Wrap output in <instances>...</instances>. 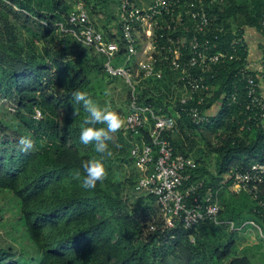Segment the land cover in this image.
<instances>
[{"label": "trees", "instance_id": "1", "mask_svg": "<svg viewBox=\"0 0 264 264\" xmlns=\"http://www.w3.org/2000/svg\"><path fill=\"white\" fill-rule=\"evenodd\" d=\"M96 1L0 0V105L12 117L10 122L0 117V191L18 200L20 219L30 245L41 256L40 264H253L249 257L239 255L237 231L226 225L204 223L191 230H170L153 195L145 200L124 196L127 188L135 191L140 174L136 178L121 176L123 179L118 174L124 165H134L131 149L140 137L124 130L115 133L108 142L113 153L110 158L80 141L82 128L89 126L84 124L87 113L82 104L74 103L72 95L83 91L96 102L106 76L104 57L70 32L74 27L68 24V17L74 6L84 3L96 28L107 40L119 42L117 65L124 63L126 54L119 0ZM131 1L142 8L139 0ZM99 2L109 12V20L99 17ZM207 11L212 19L208 36L219 44L215 52L233 53L231 43L243 38L244 27H254L264 35V0H225ZM237 55L247 58L245 44ZM241 64L201 73L209 87L205 110L210 123L195 126L182 115L166 138L176 154L197 158L192 181L203 180L207 188L214 189L224 182L219 196L221 220L232 221L239 228L254 222L264 232V215L255 211V201L247 194H230L231 179L225 182L235 169L264 162V128L248 110L239 75ZM162 68L163 79L138 86V103L173 115L170 107L178 93L179 74L170 62ZM114 80H106L107 85L112 86ZM124 85L130 106V89ZM215 106L218 111L212 114L209 111ZM36 110L43 115L39 121L34 119ZM74 111L79 112L75 118ZM21 137L33 141L31 150H21ZM143 137L151 143L147 131ZM204 150L215 157L217 175L209 172L206 156L201 155ZM92 159L102 160L108 176L89 190L82 186V163ZM38 258L37 254H17L11 245L0 246V264H35Z\"/></svg>", "mask_w": 264, "mask_h": 264}, {"label": "built area", "instance_id": "2", "mask_svg": "<svg viewBox=\"0 0 264 264\" xmlns=\"http://www.w3.org/2000/svg\"><path fill=\"white\" fill-rule=\"evenodd\" d=\"M224 1L154 0L149 6L140 8L131 0H119L121 40L126 51L122 65L116 64L121 51L119 42L107 40L96 28L84 3H77L68 17V24L74 27L70 29L74 37L104 57L106 78L122 79L130 89V112L124 118L126 126L123 130L141 138L131 149V159L140 174L136 192L155 197L166 228L170 230L177 227L191 230L204 223H213L226 225L230 231L236 232L246 225L239 228L232 221L220 219L219 196L224 182L214 189L207 188L203 180L192 181L195 159L176 154L166 138V133L175 131L182 115H186L195 126L210 123V115L205 110V93L209 87L201 73L234 62L242 63L239 75L249 100L248 110L254 112L264 128L260 78L251 70L248 59L237 55V49L244 46L243 38L231 43L234 52L229 53L224 50L215 52L219 44L208 36L212 19L207 10ZM167 62L179 74V93L174 95L170 107L173 115L163 112V108L156 110L138 103V86L147 80L163 79L162 65ZM261 70L264 78V65ZM42 118V112L36 110L34 119L39 121ZM143 131H147L151 143L144 140ZM229 178L228 192L247 194L257 205L255 211L264 215V162L254 163L247 169H235L226 176L225 182ZM150 229L155 230V227Z\"/></svg>", "mask_w": 264, "mask_h": 264}, {"label": "rangeland", "instance_id": "3", "mask_svg": "<svg viewBox=\"0 0 264 264\" xmlns=\"http://www.w3.org/2000/svg\"><path fill=\"white\" fill-rule=\"evenodd\" d=\"M153 0H139L142 7H147ZM97 1L95 0V3ZM98 10L101 11L100 18L109 20V12L105 9L103 3H98ZM111 24H115V21H110ZM102 29V28H101ZM107 78L104 79L105 85L100 90L102 95L96 100V103L102 107H108L110 110L117 112L123 119L129 114V105L126 103L127 92H125V85L122 79H116L113 81L112 86L107 85ZM114 86V87H113ZM104 88V89H103ZM109 88H112L109 90ZM117 88V89H116ZM103 89V90H102ZM0 117L6 119L8 122L12 120L11 115L5 108L0 105ZM214 137V135H213ZM202 156H206L207 168L209 172L214 175L216 172L215 157L210 155L206 150L201 152ZM196 161V157H193ZM122 172L118 174V178L124 176L126 178L139 176L137 169L132 165H124ZM123 179V178H121ZM136 191V189H135ZM134 188H127L124 192V196L132 199L133 196L138 198H145L148 196L146 193H137ZM18 200L8 192L0 191V246L7 247L13 246L17 254H29V256L39 255V258L35 264H40L41 256L38 250L30 245L28 241V235L24 229L23 223L20 219V211L17 206ZM245 227L237 231V246L236 250L239 255L249 257L253 264H264V232L262 228L252 222H246ZM35 260V259H33Z\"/></svg>", "mask_w": 264, "mask_h": 264}, {"label": "clouds", "instance_id": "4", "mask_svg": "<svg viewBox=\"0 0 264 264\" xmlns=\"http://www.w3.org/2000/svg\"><path fill=\"white\" fill-rule=\"evenodd\" d=\"M72 99L75 104H82L87 113L84 124L89 126L82 128L80 141L84 145H94L95 152L103 158H110L113 153L108 142L115 133L125 128L126 121L117 112L97 104L86 92L77 90L73 93ZM78 115V111L73 112L74 118ZM18 143L24 152L33 148V141L29 137H21ZM82 168L84 173L82 186L85 189H95L98 183H103L107 179L108 172L101 159L86 160L82 163ZM77 175L79 176V173Z\"/></svg>", "mask_w": 264, "mask_h": 264}, {"label": "crops", "instance_id": "5", "mask_svg": "<svg viewBox=\"0 0 264 264\" xmlns=\"http://www.w3.org/2000/svg\"><path fill=\"white\" fill-rule=\"evenodd\" d=\"M243 40H244V44L247 49V54H248L247 59H248L249 66L251 70L254 73H256L260 78V90L264 98V78H262L260 74L262 71L261 70L262 66L264 65V35L258 29L254 27H244L243 28ZM217 111H218V106H215V107H212V109L209 112H211L212 114H215ZM206 166H207V163H206ZM214 175H217L216 172H214ZM243 248L244 247H242L243 254H244V251L246 250V248L245 249Z\"/></svg>", "mask_w": 264, "mask_h": 264}]
</instances>
